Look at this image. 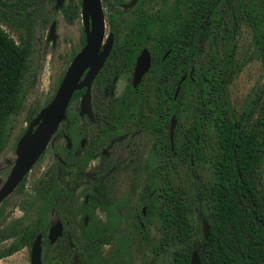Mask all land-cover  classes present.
I'll return each instance as SVG.
<instances>
[{"label":"rangeland","instance_id":"1","mask_svg":"<svg viewBox=\"0 0 264 264\" xmlns=\"http://www.w3.org/2000/svg\"><path fill=\"white\" fill-rule=\"evenodd\" d=\"M130 1L132 2V0H121V3L123 5ZM139 1L143 7L140 4L132 7H140L141 12L136 14L126 9L119 13L114 0H103L106 33L113 34L115 45L130 38L136 32L131 31L132 27L135 28L141 19H146L150 25L149 31L157 34V28L162 24L172 26L179 16L189 18L194 7L193 0ZM263 1L229 0L230 3L224 12L218 4L216 7L215 3L209 12L214 18L208 19L211 32L215 30L217 33H222L224 42L232 36V45L235 46L234 61L237 63V72L224 87L221 105L227 111L228 116L236 119L242 117V124H245L248 129L256 128L260 135L263 132V125L257 122L264 110V33H255L250 9L254 7L256 11L261 12ZM73 3L77 4L78 12L73 20H69L59 8ZM81 10V0L37 1L31 34L33 46L31 66L26 79L24 105L18 114L12 116L8 125L6 146L0 152V186L7 179L18 157V142L28 132L31 124L28 116L32 115L35 123L38 121L40 111L53 98L72 59L85 43ZM54 22H56L53 33L55 37L50 36ZM219 22H222V25L216 27L215 24ZM0 25L17 42L26 36L24 28L11 26L1 17ZM224 45L226 51H230L228 45ZM214 49L212 42L205 40V53L200 57L197 70L194 73L188 74L187 72L185 79L188 76L195 81L201 79V66L204 63L207 64L214 55L221 61L223 57L220 58ZM114 74L112 67L107 66L103 67L93 79L90 85L93 109L103 99L104 110H108V103L114 98V101L119 100L121 111L133 113L136 117H138L137 114L148 113V118L144 119L146 125L139 127L141 131L134 138V152L132 153L134 158L131 159L130 155L124 166L114 169L106 178L108 191L113 201L122 207L123 221L118 230L99 233L104 235L102 237L104 240L99 243V250L101 256L108 260V264H112L117 259L121 260V264H170L176 251L188 250L194 242H202V239L198 237L195 240L196 235L194 234V231L203 227L198 210L197 191L200 184L213 181L215 177L214 159L218 149L216 119L214 115H211L202 120L204 124L201 127L200 141L209 160L193 161V156L186 155L184 143L191 141L188 130L190 124L188 126L186 124V122L189 123L187 110L192 96L199 93V90L196 82L190 85L191 91L187 90L181 96L182 109L185 114L180 116L182 126L178 127V135L174 142V148L175 150L178 148V151L173 154L167 150L165 154L162 150L163 153L156 155L157 159H155L151 155L153 150L158 149L165 142L169 143L168 128L165 130L163 124L162 129L158 130L157 125L161 121L165 122V119H160L159 114L162 107L166 112L165 105L168 106L170 102L168 98L173 91L170 81L167 82L164 76L161 79L160 92L163 94L168 92V94L165 93L168 97L166 100L164 95L158 92L159 73L156 76H150V79L147 78L139 93H134L136 91L131 88L130 71L119 72L118 78L111 82ZM179 75L180 73H174L173 77L177 78ZM81 95L69 104L65 119L43 155L0 205L1 256L5 255L11 247V242L15 245L19 240L21 231L26 233L30 229L35 213L41 212V208L47 210L51 207V203L47 200L42 201L38 193L42 192L45 196L51 191V189L41 191V185L45 180L52 184V181L59 175V168L63 167L58 157L65 158L66 155L64 133L67 130L71 131V139L79 143L82 136L80 133H83L85 129L88 133L90 129L97 130L102 126L97 119L90 122L86 115L80 113ZM113 111L115 112L114 105ZM182 141L183 145H181ZM117 155V151H112L106 158L113 160L117 158ZM150 157L155 162L152 165H146ZM93 165V163L86 165V172L89 176H91L90 171L94 169ZM258 173L262 179L260 183L262 187L264 185V163L258 168ZM149 185L151 191L153 190V196L150 198H148ZM80 191L84 196L83 188ZM170 195L173 196V200L178 198L186 208V215L193 230L186 240H179L175 236L168 240L165 238L166 229H163L164 220L161 210L165 211L170 207L168 202ZM147 201V213L142 216L141 209ZM97 215L105 223L104 213L99 211ZM141 222L143 226L140 225ZM171 231L177 232V227H172ZM96 233L97 231H93L90 236ZM2 235H11L12 238L5 239ZM31 245L32 242L18 248L11 255L2 256L0 264H30ZM77 250L80 251V248L77 247ZM82 258L81 256V262ZM44 260L47 261L48 257L45 256ZM70 260L71 257L65 264H70Z\"/></svg>","mask_w":264,"mask_h":264},{"label":"trees","instance_id":"2","mask_svg":"<svg viewBox=\"0 0 264 264\" xmlns=\"http://www.w3.org/2000/svg\"><path fill=\"white\" fill-rule=\"evenodd\" d=\"M37 1L43 0H0V17L9 25L24 28L26 31V36L17 42L0 25V152L6 146L8 125L12 116L18 114L24 105L26 79L31 66L33 50L31 34ZM193 1L194 7L189 18L179 16L172 26L162 24L157 28V34L153 38H158L157 41L161 43L152 48L156 54L168 47H173L174 52H182L185 64H189L193 52L198 51L200 57L205 53L203 34L211 31L208 19L214 18L209 13L213 8L212 0ZM262 8L261 12L256 11L254 7L250 9L256 34L264 33V1ZM59 10L67 19L73 20L78 7L73 3L61 6ZM148 23L146 19H141L131 31L150 34ZM220 24L222 25V22ZM207 38L210 42L214 41L212 36ZM232 41V36L226 40L230 51L224 62H218L219 59L214 55L207 64L204 63L201 66L200 81H195L188 76L181 86V94L187 90L191 91V86L195 82L199 90V93L192 96L187 110L189 123L186 122V124L187 126L190 124L188 130L191 141L184 143L186 155L193 156V161L209 160L200 139L201 127L204 124L202 120L211 115H214L216 119L218 149L214 159V180L201 182L197 191L200 219L202 222L203 219L209 222V236L205 238L202 229L194 231L195 240L198 237L202 239V242H194L188 250L176 251L170 264H189L195 248L199 250L201 264H264V185L260 187L262 179L258 173V168L264 163V110L257 122L263 125V132L260 135L256 128L248 129L245 124L243 125L242 117L236 119L228 116L221 105L224 87L237 72V63L234 61L235 46L232 45ZM128 42H131V37L116 46L129 47V49L136 46ZM157 67L151 70L150 76H156L159 73L158 92L167 100L165 93L160 92L161 79L166 72ZM168 73H170L169 70ZM174 73L177 74V72ZM80 93V90H76L73 98L78 97ZM168 99L170 102L165 113L170 115L172 112H178L180 116L185 114L184 109L177 108L176 101L171 96ZM160 112H164L163 107ZM32 119L33 116L29 115V122ZM166 148L173 154L178 151V148L170 151L169 143H166ZM105 195L106 191L103 190L102 205L110 209L111 198ZM168 199L170 207L168 210H161L164 220L163 229H166L165 238L168 240L175 236L179 240H186L193 233L186 215V208L178 198L173 200V196L170 195ZM109 218L115 221V218L120 217L116 213V217L111 214ZM172 227H177V232L173 233ZM104 232H97L89 237V241L83 247L82 264H108V260L101 256L99 250V243L104 240L102 239L104 235L99 233ZM35 234L36 232L31 228L28 229L16 241V246L8 249L5 255L31 243ZM44 264H59V262L49 259Z\"/></svg>","mask_w":264,"mask_h":264},{"label":"flooded vegetation","instance_id":"3","mask_svg":"<svg viewBox=\"0 0 264 264\" xmlns=\"http://www.w3.org/2000/svg\"><path fill=\"white\" fill-rule=\"evenodd\" d=\"M114 2L117 4L118 8L116 10L119 13H122L124 9L130 10L131 13H136V14L139 11L141 12L140 7L136 8L135 6L134 8H132L135 4L136 5L140 4L139 0H132V2L130 1L131 3L129 2L130 4L126 3L123 5L121 3V0H114ZM141 2H144V0H141ZM215 3H216V7L220 6L221 11L224 12L225 8L228 7L230 2L229 0H212L211 2L212 7L215 5ZM140 6L143 7L142 4H140ZM81 9H82V1H81ZM81 14H82V10H81ZM83 25H84V21H83ZM220 25H221L220 22L215 24L216 27L217 26L220 27ZM84 33L86 37L85 27H84ZM155 36L156 34L154 33H150V34H146V33L141 34L139 32L133 33L131 36V42L128 43L136 46L131 49H129V47L118 48L115 45V38L113 37L112 48L109 51L98 73L103 67L111 66L112 71L115 73L111 80L112 82L113 80H116L118 78L119 72L130 71L131 88L136 91L134 93H139L143 89L144 81L147 78L150 79L151 70L158 66L157 68L163 69V71L166 72L164 78L167 82L170 81L171 88H173L171 97L176 101L177 108L181 109L182 108L181 86L183 81L185 80V79L182 80V78L184 75L187 76V74L184 73L185 71L194 73L197 70L200 60L199 52L195 51L192 53L191 63L187 62L189 64H185L182 52L181 51L179 53H176V51L174 52L173 50L175 49L173 47H168L162 52L157 53L159 54L158 56L156 52L152 50V48H154L158 43H161L157 41L158 38L156 39L153 38ZM209 36H212L214 39V41H212V44L214 45L215 48L214 52H217V54L220 55V58L223 57L221 61L218 60V62L221 63L222 61L224 62V59L226 58V55H228L229 51H226V49L224 48L226 47L224 45L226 44V42L223 41V34L220 32L217 33L215 30H213L212 32L210 31V33H206V34L204 33L203 34V37L205 38L203 41L204 46H205V40H208L207 37ZM108 37L109 34L106 33L105 38L102 42V48L100 52L104 49L103 45L107 43ZM137 39H142V40L138 41ZM85 43L83 44V46L85 45ZM145 48L149 51L151 58V65L148 72H146L143 75L141 81L135 86L133 83L134 71L137 65L138 58L141 52L143 51V49ZM87 70L82 76V79L85 77ZM168 70L170 71V73H168ZM174 72L180 73V75L177 76V78L176 77L174 78L173 77ZM179 85H180L179 92L176 95V91ZM86 89L87 87H82L80 89H77L81 91L80 93L82 94L81 100L86 92ZM165 93L168 94V92ZM73 97L71 101L74 99ZM91 100H92V95H91ZM102 100L103 99L100 100L99 104H97L94 109L92 104L93 117H90L87 113L82 114V115H86L90 122H92L94 119H97L102 126L97 130L90 129L88 133L86 132L85 129L83 133H80L82 136L80 138L79 143H76V141H73L71 139V135H72L71 131L67 130V132L64 133V139L66 141V155L65 158L58 157V160L60 164L63 165V167L59 168L58 170L59 175L57 179L52 181V184L49 183V181L47 182V180H45L41 185L42 186L40 189L41 191L48 189L49 190L51 189V191L47 192L45 196L42 194V192L38 193V197L42 199V201L47 200L49 203H51V207L49 209L44 210L41 208L40 209L41 212L35 213V215H33L34 220L33 223L30 225V228L36 232L32 244L36 239V237L39 234H41L43 264L45 262H48L49 259L55 261L56 263L59 262V264H65L67 263L66 261L69 259V257H71L70 264H74V257L76 254H78L79 256L78 264H81V255L84 250L83 247H85L86 243L89 241L90 234L93 231H97V232L116 231L119 229L123 221L122 207H120L119 204H116L113 201L111 194L108 191V184L106 182V178L108 174L112 172L114 169L124 166L130 155H131V159L134 158L132 154L134 152L133 149L134 138L141 131L139 127H143L146 125V121H144V119L148 118V113H140L137 114L138 117H136V115L133 113L121 111L120 109L122 107L118 102L119 100L116 99L114 101V98H112L110 100V103H108L109 109L104 110L105 105L102 104ZM113 105L115 112L113 111ZM165 107L166 109L168 108L167 104L165 105ZM80 113H81V104H80ZM173 114L176 115V126H175V134H174V142H175V139L178 135L177 129L179 126L180 127L182 126V122H181L182 118H180L178 112H172L169 115V118H168V113L161 112L159 114L160 119L161 118L165 119V122L161 121L157 125L158 130L162 129L163 124L165 130L166 128H168V141L170 144V151L175 150L174 146L172 147L171 145V139H170V124ZM162 150L166 154L167 152L166 142L161 144V146L158 149H154L151 155L155 157V159H157L156 155L163 153ZM112 151H117L118 154L117 158L113 160H108L106 157L108 156L109 153L111 154ZM43 153L41 154V156L43 155ZM153 162L155 161H153L152 158L150 157V160L146 165H152ZM88 163L94 164L93 165L94 169L90 171L91 176H89L86 172L87 169L86 165ZM3 184L0 186V188L3 186ZM82 188L85 191L84 196L80 191ZM103 190L106 191L105 196L111 198V203L109 204L112 207L110 209L105 208L102 205L103 202L101 201V199H102ZM148 192H149L148 198L152 197L153 190L151 191L150 185ZM3 200L1 201V203L3 202ZM147 208H148V201L147 203H144V205L142 206L141 209L142 216L146 215ZM99 211L104 213L106 217L105 223L97 215V212ZM115 212L118 213V216L120 218H115L114 221L113 218H112L113 220L109 218V215L112 214V216L116 217ZM140 225L143 226V223L141 222ZM55 226L60 227L61 234H59L54 241H51V239L49 238V232L51 228ZM23 234L24 232L21 231V236ZM3 237L5 239L12 238L11 235L10 236L6 235ZM10 246L11 247L16 246V244L14 245V242H11ZM11 247H9V250L11 249ZM77 247L80 248V251L77 250ZM12 253L13 252H9L6 255H11ZM46 253H48L49 255H47ZM1 254H0V258L2 256H6V255L1 256ZM45 256L48 257L47 261L44 260ZM119 260L120 259L114 260L112 264H121Z\"/></svg>","mask_w":264,"mask_h":264},{"label":"water","instance_id":"4","mask_svg":"<svg viewBox=\"0 0 264 264\" xmlns=\"http://www.w3.org/2000/svg\"><path fill=\"white\" fill-rule=\"evenodd\" d=\"M62 1L59 0V2ZM81 1L86 43L71 61L51 101L40 111L38 121L35 123L33 119L31 120L28 132L18 142V157L5 183L0 188V203L16 188L47 148L66 117V111L75 90L87 87L81 100V114L87 113L90 117H93L90 85L112 48L113 34H109L108 41L103 45L104 49L100 52L106 34L103 2L102 0ZM55 26L56 22L52 24L50 36L55 37L53 34ZM150 65V54L145 48L138 58L134 71L133 83L135 86L141 81L143 75L148 72ZM86 70L85 77L82 79ZM185 77L186 75L183 76L182 80ZM179 88L180 85L177 88L176 95ZM175 126L176 115L173 114L170 124L172 147L174 146ZM209 228V222L203 219L202 230L205 238L209 236ZM59 234H61V229L55 226L51 228L49 238L54 241ZM78 263L79 256L76 254L74 264ZM30 264H43L41 234L36 237L32 244ZM189 264H201V256L197 248L193 249Z\"/></svg>","mask_w":264,"mask_h":264}]
</instances>
